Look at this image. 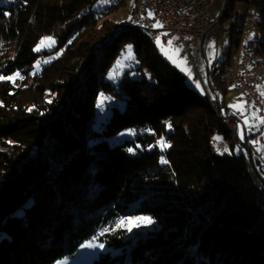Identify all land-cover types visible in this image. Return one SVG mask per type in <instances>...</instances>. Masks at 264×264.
<instances>
[{
    "label": "trees",
    "instance_id": "1",
    "mask_svg": "<svg viewBox=\"0 0 264 264\" xmlns=\"http://www.w3.org/2000/svg\"><path fill=\"white\" fill-rule=\"evenodd\" d=\"M245 1L264 60V0ZM104 2L0 0V264H54L88 240L106 247L92 264H264L247 151L148 34L113 30ZM127 47L133 66L115 72Z\"/></svg>",
    "mask_w": 264,
    "mask_h": 264
},
{
    "label": "rangeland",
    "instance_id": "2",
    "mask_svg": "<svg viewBox=\"0 0 264 264\" xmlns=\"http://www.w3.org/2000/svg\"><path fill=\"white\" fill-rule=\"evenodd\" d=\"M120 1L105 0V2L103 3L105 4V6L111 3L118 4L117 10L110 16V19L113 21L114 24H116L113 27V30L116 27L120 26V24H124L128 21L127 10L134 3V0H124V3H119ZM103 4L99 5V7H104ZM227 4L228 0H214L213 4L209 8L208 18L209 21L212 22L214 25L205 37V44L203 46V49L201 48V41L191 39V56L196 62L195 67H186L188 59L181 55V49L179 47L174 46V40H172L168 46H162L159 40L155 45L160 51V53L181 72H192L194 74L196 72L195 68L196 70H198L197 72L199 73L201 82L195 84L191 83V81L189 80V83L200 93L203 91L206 92L207 90L209 96L212 98L210 103L211 106L214 104V107L212 106V108L215 113L217 102L214 99L216 96L215 93L212 91L213 89L217 92L219 98L222 100L221 101L217 99L220 110L225 111V105L229 108H231L230 105H232L231 109H233V113L238 112V115L225 113L226 111L224 112V114L226 115V117L236 121L238 127V135L240 139L250 137L251 135V138L249 139L250 143L257 146L259 151L258 156L264 166V116L260 114V110L258 108L254 107L253 104L248 105L245 100H241L240 97L234 94L235 91H231V89L222 84L218 78V72L220 71V67L224 59H226V57L228 56L231 57V61H235L239 58L241 59L242 51L240 50V46L248 42H253L256 39L258 30L257 27L254 29L253 25H257L261 18L258 16L253 4L246 3L245 0L230 1L229 9L226 12ZM222 15L224 18L222 17ZM219 17L220 21L222 19L223 21L221 23L219 21V23L216 24V20H218ZM233 29L236 32L239 31V33H234L235 36L239 35L241 38V45L239 47H236L235 45L231 46V32ZM51 44L52 39L49 36H45L39 41L36 46V49L38 51L43 49H50ZM121 51L122 55L120 56L115 65V72H121L122 69L133 66L134 57L132 49L130 47H127V49L122 48ZM239 61L235 63H228L234 66ZM38 69L39 66H36L34 68V71H37ZM258 91L262 95L264 102V82L258 87ZM223 95L225 97V100L222 99ZM232 124L234 130V122L229 123V126H231ZM214 142L223 144L219 141ZM239 146L242 147L241 145ZM250 171L252 174V167H250ZM148 223L149 220L143 221L142 219L138 218H132L126 222V224L131 230H134L137 227L141 225H146ZM105 250L106 247L98 241L88 240L79 245L78 249L73 255L61 258L57 260L54 264H92L93 260L98 257L99 253ZM187 253H190V250H187Z\"/></svg>",
    "mask_w": 264,
    "mask_h": 264
},
{
    "label": "built area",
    "instance_id": "3",
    "mask_svg": "<svg viewBox=\"0 0 264 264\" xmlns=\"http://www.w3.org/2000/svg\"><path fill=\"white\" fill-rule=\"evenodd\" d=\"M214 0H135L130 10V18L123 25L143 24L162 46L172 40L181 46V55L188 59V65L195 64L191 56L190 39L204 41L213 23L209 21L208 10ZM252 42L242 44V57L230 69L219 75L231 90L242 94L248 104L249 97H256L257 108L264 105L258 87L264 82V75L256 67L248 66L249 50ZM221 144V143H220ZM223 145V144H221Z\"/></svg>",
    "mask_w": 264,
    "mask_h": 264
},
{
    "label": "bare ground",
    "instance_id": "4",
    "mask_svg": "<svg viewBox=\"0 0 264 264\" xmlns=\"http://www.w3.org/2000/svg\"><path fill=\"white\" fill-rule=\"evenodd\" d=\"M135 1V0H134ZM133 4L128 8L127 10V14H128V19L130 18V10L132 8ZM220 21V17L218 18V20H216V24H218ZM131 26L132 28L140 31V32H143V33H146L148 34L149 38H150V41L153 43V44H156L158 40H156L155 38V35L154 33H151L150 30L147 28V26L143 25V24H135V25H129ZM254 29L257 27V25H253ZM161 43V42H160ZM162 45V43H161ZM255 43L252 42V45L250 46V50H249V58H252V59H248V66L249 67H256L257 65V70L264 75V60H261V59H257L256 57V49H255ZM224 69H230V64L228 62L224 63L221 67H220V71L218 72V74H220ZM218 78L220 80V82L222 84H224L225 86H227L224 82V80L221 79L220 75H218ZM228 87V86H227ZM250 104H253L254 107L257 108V101H256V97H249L248 99V105ZM214 107V104L212 105ZM260 114L264 116V105H260ZM224 116L226 117V115L224 114ZM223 122V121H222ZM225 124H227L229 126V123H233V121H228V122H224ZM231 128V130L233 131V124L231 126H229ZM211 147L213 149H217V150H220L222 151L224 146L221 145L220 143H215L213 142L211 144Z\"/></svg>",
    "mask_w": 264,
    "mask_h": 264
},
{
    "label": "crops",
    "instance_id": "5",
    "mask_svg": "<svg viewBox=\"0 0 264 264\" xmlns=\"http://www.w3.org/2000/svg\"><path fill=\"white\" fill-rule=\"evenodd\" d=\"M190 44H191V39H190ZM204 44H205V40L203 41V42H201V48L203 49V46H204ZM174 46L175 47H179L180 49H181V46L180 45H176V44H174ZM192 50V49H191ZM181 51V50H180ZM192 52V51H191ZM205 58V57H204ZM230 59H229V61H230V63H235V62H237V61H239V59H236L235 61H231V57H229ZM167 59V58H166ZM195 61V60H194ZM170 62V61H169ZM187 66L186 67H188V68H191V67H195L196 66V62H195V64L194 65H192V66H189L188 65V63L186 64ZM198 69V68H197ZM180 71V70H179ZM193 71V70H192ZM195 71L197 72L198 70H196V68H195ZM181 72V71H180ZM184 72V71H183ZM183 72H181V74L183 75V77H184V79H185V81H186V83L188 84L189 83V80L191 81V83H195V84H197V83H199V82H201V80H200V76H199V73L197 72H195L194 74L192 73V72H188V69H187V72L188 73H183ZM188 85H191L190 83L188 84ZM214 93H215V98H217L218 100H221L220 98H219V96H218V94H217V92L213 89L212 90ZM231 91H233V90H231ZM234 93V92H233ZM201 94L204 96V97H206V98H208L210 101L212 100V98L209 96V94H208V92H207V90H206V92H201ZM234 94H236L238 97H240L241 98V100H243L244 101V98H243V96L240 94V93H238V92H235ZM214 98V99H215ZM232 98H233V96H232ZM222 99L223 100H225V97H224V95H223V97H222ZM222 101V100H221ZM224 102V101H223ZM233 103V102H232ZM224 107V106H223ZM230 107L232 108V105H230ZM225 113H228V114H236V115H238V112H235V113H233L234 111H233V109H231V108H229V107H227L226 105H225Z\"/></svg>",
    "mask_w": 264,
    "mask_h": 264
},
{
    "label": "water",
    "instance_id": "6",
    "mask_svg": "<svg viewBox=\"0 0 264 264\" xmlns=\"http://www.w3.org/2000/svg\"><path fill=\"white\" fill-rule=\"evenodd\" d=\"M230 1H231V0H228V4H227V8H226V12H227V10L229 9ZM226 12H225V13H226ZM215 101L217 102V105H216V114H217V116L219 117V119H220L221 121H223V122H228V121H233V122H234L233 137H234L235 141H236L239 145H241L242 147H244V148L246 149V151H247V160H248V164H249V166L251 167L250 149H249V147H248L243 141H241V139L239 138V135H238V127H237V123H236V121L233 120V119H231V118L225 117V116L222 114L221 110H220V107H219V105H218V100H217V98H215ZM252 176L254 177V180H255L256 184L261 188L262 191H264L263 186L261 185L260 181H259V180L257 179V177L255 176V174L253 173V171H252Z\"/></svg>",
    "mask_w": 264,
    "mask_h": 264
}]
</instances>
